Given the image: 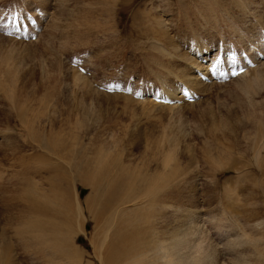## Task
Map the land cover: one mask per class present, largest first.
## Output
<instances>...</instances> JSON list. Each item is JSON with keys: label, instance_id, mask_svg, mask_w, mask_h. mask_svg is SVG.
Here are the masks:
<instances>
[{"label": "rangeland", "instance_id": "rangeland-1", "mask_svg": "<svg viewBox=\"0 0 264 264\" xmlns=\"http://www.w3.org/2000/svg\"><path fill=\"white\" fill-rule=\"evenodd\" d=\"M112 1L0 0V251L11 247L0 260L41 264L6 218L27 216L31 196L55 206L52 184L70 176L71 162L88 174L103 163L130 182L109 224L94 217L99 202L82 213L72 236L82 264H102L117 211L136 223L147 264H264V0ZM25 11L27 29L39 25L33 41L3 28ZM155 16L165 35L151 30ZM221 51L255 65L225 82L202 81L196 70L207 76ZM69 61L91 74L76 76ZM190 78L200 90L182 102ZM98 84L155 86L175 103ZM70 186L85 209L90 187Z\"/></svg>", "mask_w": 264, "mask_h": 264}, {"label": "bare ground", "instance_id": "bare-ground-1", "mask_svg": "<svg viewBox=\"0 0 264 264\" xmlns=\"http://www.w3.org/2000/svg\"><path fill=\"white\" fill-rule=\"evenodd\" d=\"M115 1L117 2V0ZM118 1H121V3L124 2V0ZM113 2L114 0L112 3ZM182 5L183 4L180 3L179 7H182L183 9ZM154 19L155 26L153 24L151 30L157 31L160 35H165L166 30L164 27H162L157 16H155ZM146 29L148 30V28ZM191 29L192 27L190 30ZM76 69L78 70V68ZM75 72L76 76L80 78L85 77L82 75V73L80 74V72ZM187 80L188 81L185 82L186 87L182 85L180 93L187 92L189 90L190 92H193L194 89L200 90V84H198L199 82H195L194 78ZM189 85L191 86V89H188L190 88ZM170 95H167L168 97H166L172 99L169 97ZM151 101L154 100L151 98ZM108 169V165L101 163L100 169L96 173H81L73 166L71 162H69L68 171L70 176H60L58 181L52 184L53 192L51 195V201H56L57 204L55 206L51 207L50 209L39 206L38 199L34 196H31V200L29 201L30 205L24 212L28 213L27 216L13 214L6 218L7 220L10 218L12 221L16 220L15 222L18 223L13 227V235L21 242V245L31 246V251L28 253V255H33L34 257L38 258L41 264H51L54 262L53 260L58 262L66 261L68 264H82V252H79L72 244V236L77 233L78 227L81 226L82 213H84L85 210L88 213H92L90 209L91 204L99 202L100 209L94 213V217L96 219L104 218L109 224L110 218L107 212L111 209V205L114 201H116L118 204L122 201V195L125 192V189L129 188L130 185V182L127 181V176L122 171L114 175H108ZM57 175L58 174H56V176ZM75 181H79L81 184L90 187L92 194L86 197L84 200L85 209L82 208L83 203L81 204L78 202L77 193V202H75L73 199V189L70 184ZM150 193L151 195H154L156 193V188L152 186ZM116 207L118 206L116 205ZM115 215H117L115 218H118V220L116 223H114L112 228L106 232V240L104 241V250L101 263L145 264V256L143 255L144 253L141 251L139 246V234L136 231V223L126 221L128 217L121 214L119 211H117ZM56 218L58 219L59 223L56 221ZM9 245L10 244L7 241L3 244V249L0 251V258L8 253L11 248ZM169 249L171 251L172 248L170 247ZM63 262L62 264H65ZM0 264H3V259L0 260Z\"/></svg>", "mask_w": 264, "mask_h": 264}]
</instances>
